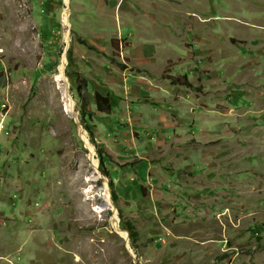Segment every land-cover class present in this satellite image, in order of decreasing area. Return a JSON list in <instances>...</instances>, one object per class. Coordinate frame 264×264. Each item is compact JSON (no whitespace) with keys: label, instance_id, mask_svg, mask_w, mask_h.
I'll return each mask as SVG.
<instances>
[{"label":"rangeland","instance_id":"374dc122","mask_svg":"<svg viewBox=\"0 0 264 264\" xmlns=\"http://www.w3.org/2000/svg\"><path fill=\"white\" fill-rule=\"evenodd\" d=\"M64 8L63 0H0V72L9 78L0 88V264H264V0H70L75 111L77 104L95 115L94 139L82 128L105 179L92 184L78 124L63 113L53 79L65 49ZM94 83L116 96L138 89L159 107L142 104L128 118L118 102L117 123H128L112 135L111 120L95 114ZM190 121L197 137H143V127ZM185 159L193 165L182 167ZM134 160L158 162L136 182L148 200L125 198L123 171ZM172 177L180 180L167 182L162 203L158 180ZM105 184L126 241L109 211L93 212ZM187 186L207 197L180 195ZM159 203L174 206L178 224H167L176 238L163 250L148 240Z\"/></svg>","mask_w":264,"mask_h":264},{"label":"bare ground","instance_id":"6f19581e","mask_svg":"<svg viewBox=\"0 0 264 264\" xmlns=\"http://www.w3.org/2000/svg\"><path fill=\"white\" fill-rule=\"evenodd\" d=\"M69 2L70 0H63V3L65 5V8L62 10L61 12V15H60V19H61V22L63 23V25L65 26V33H64V40H65V49L63 50V54H62V57H61V60H60V63L57 67V74L54 75L53 79H54V82L57 84L58 86V90H59V93H60V99H61V103H62V111L63 113L68 116L69 118H72L73 120L76 119V123L78 124L77 125V134H78V138L79 140L82 142L83 144V147L84 149L88 152V156H89V167H90V173L88 174L87 178H86V182L87 183H96L98 182L99 180H104L105 179L103 178V176L101 175V173L99 172L98 170V161L96 160L95 158V151H94V148L93 146L90 144L89 140H88V137L87 135L85 134L84 130H83V126H80L82 124L79 123V121L77 120V116L78 114L80 115L79 111H78V106L76 104V108H77V111L78 113L75 111V101H74V96L73 95H76L74 94L72 91H71V88H70V82H69V78L66 74V70H67V67H68V44H69V28H70V25H69ZM1 52V51H0ZM67 56V57H66ZM67 58V59H66ZM73 58V57H72ZM122 65L118 64V67H120ZM125 68V66H122ZM123 70H127L126 68L123 69ZM3 72V71H1ZM151 72V71H150ZM167 72V71H166ZM6 73V72H5ZM132 74V73H131ZM7 75V74H6ZM126 75V74H125ZM132 75H135V74H132ZM151 78V77H154L152 75V73L148 74ZM163 74H160L158 75V78H160ZM67 76V77H66ZM137 76V75H135ZM155 78V77H154ZM156 78V79H158ZM125 80L127 78H124ZM148 78H146L144 81H146ZM96 84V83H94ZM97 85V84H96ZM94 86V85H93ZM96 87V86H95ZM97 89H108L110 91H112L115 95V91L113 90V88L111 87H108V86H105V84H100V85H97L96 87ZM189 88H193V86H189ZM97 89H94L93 88V100L95 101L94 99V92L97 90ZM122 93L123 95H126L128 96L127 93H124V92H120L118 93V98L120 99V96H122ZM77 99L79 98L77 95H76ZM131 99H129L128 97H126V99L124 100H119L117 101V105L115 106V108L112 110V113H111V116L110 117H106V118H109L108 120H111L110 124L113 126V123L116 124L118 120H116V118L113 116V113L115 110L118 109V102H124V101H134V99L132 97H130ZM130 101V105L132 108L134 109H138L142 104H149L152 109V111H156L157 108L159 107V102H155V104H152L150 103L149 101H151V98H148V99H141V100H138L136 102H131ZM95 104V102H94ZM168 104H166L165 106H167ZM6 108V105H2V109L4 110ZM154 108V109H153ZM95 114H99L97 113L96 111V104H95ZM104 117V116H103ZM191 122V121H190ZM189 122V123H190ZM127 123L126 121H121L120 123V120L119 122L116 124V131H121L123 129H126L127 127ZM190 127L191 129L193 128L192 124L190 123ZM3 128H0V131L2 130ZM110 162V161H108ZM138 163V162H137ZM118 166V165H117ZM120 167V166H119ZM142 175V174H141ZM172 176V175H171ZM133 180L135 181H138V180H141L140 179V176H139V173L137 172L136 174L133 175ZM103 194H102V197H101V200H102V204L100 205V207H97L93 210L94 213H98V214H101V213H104L106 211H109L111 213V225H112V228L113 230L123 239V240H127V232H125L124 230H122L120 228V219L118 217V213L116 211V209L114 208L113 204H112V201L110 199V193L108 192V189H107V186L105 184V189L103 190ZM87 194H94L93 193V186L92 187H89L86 191ZM120 216V215H119ZM130 223V222H128ZM123 226V225H122ZM131 226V225H130ZM122 231V232H120Z\"/></svg>","mask_w":264,"mask_h":264},{"label":"crops","instance_id":"0c3cea01","mask_svg":"<svg viewBox=\"0 0 264 264\" xmlns=\"http://www.w3.org/2000/svg\"><path fill=\"white\" fill-rule=\"evenodd\" d=\"M132 38V37H131ZM139 38H140V36H139ZM152 56V55H151ZM154 58H153V56L152 57H150V62L148 63V66H152V65H154L155 63H156V60L154 59V62H152L151 60H153ZM146 64H147V62H146ZM152 64V65H151ZM142 71H145V68H142L141 69ZM147 71H149V74H150V70H148L147 69ZM145 80V79H144ZM126 82H127V79H126ZM144 84L145 85H149V83L148 82H144ZM108 87H110V86H108ZM134 97H133V99H134V101H131V102H136V101H138V100H141V99H144V98H141V94H140V92L138 91V89H137V91L134 93V95H133ZM128 98H130V94H128ZM148 99V98H147ZM122 105L123 106H125L126 108H127V117L128 118H132L133 117V111H132V107H134V106H132L131 107V105H130V101H124V102H122ZM150 110H152L151 108H150ZM137 114V113H136ZM132 115V116H131ZM113 116H114V113H113ZM115 118H116V120H118L119 118L118 117H116V116H114ZM122 121H126L127 122V120L126 119H124V120H122ZM191 123V122H190ZM190 123H186V124H181L182 126H179V127H173L172 125L170 126V127H162V126H160V124H156V127L155 128H153V129H151V128H145V127H143L142 128V133H144V132H146V134L143 136V137H145L147 134H149L150 133V131H152L153 133H154V131L156 130V131H158L159 133H164V132H166V131H168V132H166V133H164V135H168V134H178L179 133V131H185L186 133H189V132H191V136L193 137V136H198V134H196L197 132H196V130L194 131V129H195V127L197 126V128H198V125H197V122H195L194 121V123L192 124V126H193V128L191 129V127H190ZM172 124V123H171ZM213 125H212V123H210L209 125H208V127H207V130H210L211 129V127H212ZM109 130H111L112 132H109L110 134H112V135H114L116 132V129L114 130V128L112 127V125L110 124V126H109V128H108V131ZM198 130H200V129H198ZM184 136V135H183ZM138 137V141L141 139V138H139V136H137ZM142 137V138H143ZM128 150V149H127ZM130 151V150H129ZM129 153H133L132 151L131 152H129ZM138 162V163H137ZM193 162H192V160L191 159H185V162L183 163V164H181V166L182 167H188V166H191V165H193L192 164ZM155 164H158V162H156V161H154V160H146V161H139V160H134L133 162H132V164H130V167H129V171H126V170H124L123 171V174L126 176V178H125V181L127 182V178H129V182H128V187H127V191L128 192H131V195L130 196H128V195H126L125 196V198H137V197H140L141 199H149V196L147 197V188L146 187H144V186H141V184L139 183V184H136V182L137 181H135V180H133V175L134 174H136L137 172L139 173V174H142V176H143V178H141V180H142V183H144L145 181H146V179H147V177H148V172H147V170H148V168L150 167V166H153V165H155ZM117 165V164H116ZM134 166H136V167H134ZM181 167V168H182ZM117 168V167H116ZM138 168V169H137ZM117 170V169H116ZM122 176V175H121ZM172 178H174V183L172 182V180L173 179H168V178H166V180H164V179H161V180H158L159 181V183L160 184H163L162 186L160 185V188H161V190H162V193H161V195H159V196H157L156 198H158V199H160V200H162L163 202L162 203H165V199L164 198H166V197H169V196H167V195H165L166 194V191L164 190L165 188H167V182L169 181L173 186L174 185H177V182H179V178L178 177H172ZM121 179V178H120ZM157 179H159V178H157ZM131 184H136V185H134V186H131ZM174 191H177L176 189L174 190ZM187 191H191V192H193V193H196V194H198V197H197V195H196V197H197V200L198 201H200V198L201 197H207V195L205 194V192L204 191H202V190H200V189H198V190H195V189H193L191 186H187V187H185V188H183V191H182V193H180V195L181 194H183V193H186ZM176 193V192H175ZM203 194H205L204 196H203ZM180 195H178L177 197H179L180 198V200L182 201L183 199L181 198V196ZM173 196H174V192H173ZM206 199H208V198H206ZM144 203H146L145 201H144ZM157 207H158V210H159V214H160V217H157L156 218V220H153V227H152V229H151V231H150V236L152 235V237H150L148 240L150 241V242H152L150 245H154L153 247H155V248H158V249H164V247L162 246V245H160V238L159 237H161L162 236V238H165L168 242H169V244H170V242H174V239L176 238L172 233H171V228H170V226H168L167 224L168 223H170L171 221H173L174 220V228H177V226H178V224H176L177 223V219L175 218L174 219V216H173V210H174V206L173 205H169L168 204V206H167V208H164L163 207V210H162V205H161V203H159L158 205H157ZM199 207H203V206H200L198 203H195V209H197V208H199ZM140 216H142L143 214H144V211H140V213H138ZM137 214V215H138ZM151 214V213H150ZM153 214V213H152ZM138 215V217L137 218H141L140 216ZM154 215V214H153ZM176 215V214H175ZM153 217H155V216H153ZM157 222V223H156ZM159 222H163L164 224H161V223H159ZM148 237H149V235H148ZM184 239V240H186L185 238H186V236L185 237H181V239ZM152 240V241H151ZM191 240H193V239H191ZM187 243V241H183L182 242V245L183 244H186Z\"/></svg>","mask_w":264,"mask_h":264},{"label":"trees","instance_id":"16d2710c","mask_svg":"<svg viewBox=\"0 0 264 264\" xmlns=\"http://www.w3.org/2000/svg\"><path fill=\"white\" fill-rule=\"evenodd\" d=\"M81 45H84L82 41H79ZM87 46V45H85ZM90 49V48H89ZM93 50V49H92ZM94 51V50H93ZM73 58L71 51L68 52V67L66 70V74L69 78L70 82V88L71 91L76 94L78 97L81 96V84L78 81V79L75 77L74 73L72 72V67H73ZM121 69H125L124 67L120 66ZM9 84V78L8 75H6L5 72H0V88L5 89ZM94 99H95V104H96V111L100 115L104 117H110L112 110L115 108L117 105L118 97L110 90L108 89H97L94 92ZM78 111L80 113V122L83 126V128L88 132L90 138L94 139L93 137V132L91 131L90 128V119L95 116L92 111H85L83 108H78ZM101 163H104V160H101ZM115 197V196H114ZM126 226L128 227V230L131 232L130 233V240L135 241L138 238V234L133 232V229L130 226V223L125 222Z\"/></svg>","mask_w":264,"mask_h":264},{"label":"built area","instance_id":"2783aa9c","mask_svg":"<svg viewBox=\"0 0 264 264\" xmlns=\"http://www.w3.org/2000/svg\"><path fill=\"white\" fill-rule=\"evenodd\" d=\"M160 244L164 247L168 245V241L165 238L160 239Z\"/></svg>","mask_w":264,"mask_h":264},{"label":"water","instance_id":"95a60500","mask_svg":"<svg viewBox=\"0 0 264 264\" xmlns=\"http://www.w3.org/2000/svg\"><path fill=\"white\" fill-rule=\"evenodd\" d=\"M120 232H122V231H120ZM126 246H127V244H126ZM128 250H130V249H128Z\"/></svg>","mask_w":264,"mask_h":264}]
</instances>
